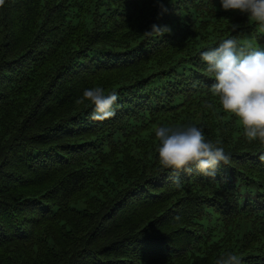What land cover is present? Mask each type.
<instances>
[{"label": "trees", "instance_id": "obj_1", "mask_svg": "<svg viewBox=\"0 0 264 264\" xmlns=\"http://www.w3.org/2000/svg\"><path fill=\"white\" fill-rule=\"evenodd\" d=\"M162 2L0 7V264H264V144L223 112L199 55L264 34L221 0ZM153 24L171 31L146 38ZM97 86L119 93L103 121L75 103ZM189 124L231 161L176 189L154 128Z\"/></svg>", "mask_w": 264, "mask_h": 264}, {"label": "clouds", "instance_id": "obj_2", "mask_svg": "<svg viewBox=\"0 0 264 264\" xmlns=\"http://www.w3.org/2000/svg\"><path fill=\"white\" fill-rule=\"evenodd\" d=\"M6 0H0V7ZM161 14L167 12L162 0H157ZM225 10H239L247 13L249 20L264 29V0H221ZM238 27L232 25V28ZM171 29L167 25L153 24L151 31H145L146 38H159ZM206 62V73L214 78L211 95L218 99L224 113L233 114L244 129L249 141L259 140L264 144V50L251 43L242 44L234 38L220 40L199 53ZM119 93L112 90L105 93L102 87L88 88L77 98L76 104L88 102L93 106L89 119L103 121L115 115ZM212 109L213 104L207 103ZM154 133L158 144V163L161 169H172V184L182 187L181 171L191 174L193 169L206 177L215 178L221 163L227 165L231 154L226 153L220 142L206 140L202 127L196 124L175 127L156 126ZM264 160V155L260 156ZM216 264H242V258L232 252L222 254Z\"/></svg>", "mask_w": 264, "mask_h": 264}, {"label": "rangeland", "instance_id": "obj_3", "mask_svg": "<svg viewBox=\"0 0 264 264\" xmlns=\"http://www.w3.org/2000/svg\"><path fill=\"white\" fill-rule=\"evenodd\" d=\"M258 32L264 34V29H261L258 26ZM242 44H247V43H251L254 47L259 48L261 50H264V42L263 43H259L255 37L253 35H247L245 36L242 41Z\"/></svg>", "mask_w": 264, "mask_h": 264}]
</instances>
